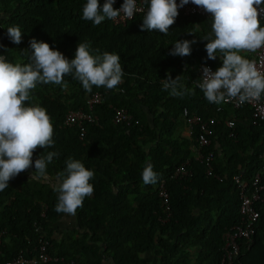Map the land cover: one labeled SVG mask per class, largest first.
I'll list each match as a JSON object with an SVG mask.
<instances>
[{
  "label": "trees",
  "instance_id": "trees-1",
  "mask_svg": "<svg viewBox=\"0 0 264 264\" xmlns=\"http://www.w3.org/2000/svg\"><path fill=\"white\" fill-rule=\"evenodd\" d=\"M86 2L0 0V55L9 62L27 63L33 39L47 42L69 60L75 57L78 44L87 42L93 54L96 50L118 54L124 72L122 83L113 90L93 86L90 93L100 95L91 110L96 119L83 124L82 138L76 127L62 125L65 112L83 107L90 94L80 82L65 76L64 86L38 83L32 90V99L26 103L44 107L53 124L54 147L45 153H59L48 165L49 175L63 171L68 157L80 160L94 172L89 181L94 192L73 216V234L66 232L68 225L59 228L63 213L54 210L57 193L52 183L30 178L35 159L44 152L38 147L32 166L0 191V229L4 231L0 259L19 251L28 253L41 236L54 260L37 264H67L68 259L84 264H103L106 259L112 264H178L179 259L185 262L188 246L195 249V264H218L221 232L237 221L238 196L232 175L242 171L248 178L261 167L264 124L251 123L245 104L233 108L209 103L196 86L199 64H209L213 71L222 65L220 56L207 59V41L200 39L212 31L211 16L178 15L164 35L142 31L140 15L123 24L106 18L95 25L82 18ZM260 21L264 26V17ZM9 24L20 26V44L9 39ZM185 39L196 40L191 54L170 55L172 44ZM169 74L172 78L181 75L191 94L179 98L163 90L162 79ZM114 107L128 110L137 123H112ZM182 108L188 114L216 120L211 142L202 149L213 154L210 175L191 157L189 145L195 129L190 137L180 135ZM224 119L231 120V127L224 125ZM186 158L190 175L165 182L170 215L161 221L157 183L143 184V167L150 162L159 181ZM255 207L258 216L250 241L239 246L232 264H264V202ZM146 251L152 257L140 255Z\"/></svg>",
  "mask_w": 264,
  "mask_h": 264
},
{
  "label": "clouds",
  "instance_id": "clouds-1",
  "mask_svg": "<svg viewBox=\"0 0 264 264\" xmlns=\"http://www.w3.org/2000/svg\"><path fill=\"white\" fill-rule=\"evenodd\" d=\"M115 0H87L83 6L82 18L100 25L106 18L116 20L123 14L132 19L138 10L137 0H123L120 8H114ZM190 0H143L147 5L142 18L141 30L157 31L167 35L170 26L178 16V9ZM194 5L211 14V29L201 37L207 41V59H222V65L213 71L204 66L197 87L209 103L220 105L235 100L239 104L259 101L264 97V71L241 53H254L264 47V26L260 15L264 13V0H191ZM198 26V25H197ZM194 32H189L193 34ZM7 35L15 43H21V29L17 24L7 26ZM196 40H177L172 44L170 55L187 56ZM33 49L27 63H12L0 55V191L9 186L10 179L28 170L33 164V153L40 147L44 152L34 162L31 179L51 182L57 193L55 211L75 216L83 206L85 197L94 192L89 182L94 172L77 159L68 157L63 171L55 177L49 175L48 165L59 156L57 151L45 149L54 147L53 124L47 110L38 104H28L32 90L37 84L64 86L65 76L81 83L86 92L93 86L107 90L122 83L124 75L120 56L105 51L96 54L87 42H80L75 57L66 58L47 42L30 41ZM162 88L173 97L184 98L192 90L181 80V75L172 78L169 74L162 79ZM145 185L156 184L158 175L149 162L142 170Z\"/></svg>",
  "mask_w": 264,
  "mask_h": 264
},
{
  "label": "built area",
  "instance_id": "built-area-1",
  "mask_svg": "<svg viewBox=\"0 0 264 264\" xmlns=\"http://www.w3.org/2000/svg\"><path fill=\"white\" fill-rule=\"evenodd\" d=\"M105 0H99L100 4H103ZM123 0H115L113 7L120 8ZM180 0H177V4ZM138 10L134 15H140L143 17L144 11L147 5L143 3V0H137ZM197 14L200 16H211L203 8L198 7L190 2L183 7L178 9V15H190ZM264 17V13H261L260 19ZM127 18L123 17L121 14L116 20H112L113 23L123 24ZM249 59L253 61L258 69L264 71V47L258 49L254 53H249ZM211 66L206 63H201L197 67V82L201 79L203 67ZM212 69V68H211ZM213 70V69H212ZM201 90V89H200ZM100 99L98 92H92L86 95L84 99V106L75 109H69L65 112L62 125L63 126H73L78 129V138H82L84 133L83 124L88 122H94L96 117L92 114V106L97 103ZM229 104L231 107L236 108L239 104L235 100H230L224 102ZM245 105L249 107V118L252 124H264V97L259 101L245 102ZM84 108V109H83ZM218 109V107H216ZM181 117L184 121L183 134L185 137H190L195 129L193 135V142L189 145L191 151V157L193 160L202 164L204 173L206 175L212 174L211 161L213 154L211 150L206 153L202 149L208 147L211 139L210 135L212 133L211 126L216 122L213 117L200 118L195 114H188L185 108L181 110ZM112 123H120L124 125H130L131 123H137V119L132 116L128 110L123 107H114L112 116ZM224 125L231 127V120L224 119ZM231 134V132L229 133ZM264 136V131H263ZM259 157L262 159L261 167L256 170L250 177L246 178L242 175V171L232 175L233 182L237 188L238 205H237V221L235 224L224 228L221 232V253L219 257L218 264H232L233 260L239 255V246L248 244L250 241L251 234L253 232V224L258 216V211L256 209L257 202H264V148L259 153ZM186 158L183 162L178 164L171 172L161 178L155 185V190L157 196L160 199V207L162 217L159 220H166L169 215L168 207V193L166 191L165 182L167 179H185L190 175V170L187 168L188 160ZM4 231L0 229V240L3 236ZM50 260H54L46 250V241L39 236L36 240V244L33 246L32 250L24 254L19 251L15 256L9 259H0V264H37L45 263ZM67 264H84L80 261H75L74 259H68Z\"/></svg>",
  "mask_w": 264,
  "mask_h": 264
},
{
  "label": "crops",
  "instance_id": "crops-1",
  "mask_svg": "<svg viewBox=\"0 0 264 264\" xmlns=\"http://www.w3.org/2000/svg\"><path fill=\"white\" fill-rule=\"evenodd\" d=\"M242 55H245L246 57L249 58V53H241ZM183 131V127H181L180 129V135L181 136H184L183 134H181V132ZM185 137V136H184ZM59 228H64L65 225H68V229L66 230V232L68 234H73L74 232V229L72 226H74V219H73V216L71 215H67V214H62L59 218ZM185 251H187V255L185 257V262L184 263H181V259H179L178 261V264H195V261H194V252H195V249L193 248V246H188V247H185ZM142 257H152V254L150 251H146V252H143L140 254ZM103 264H112L108 259L104 260L103 261Z\"/></svg>",
  "mask_w": 264,
  "mask_h": 264
},
{
  "label": "rangeland",
  "instance_id": "rangeland-1",
  "mask_svg": "<svg viewBox=\"0 0 264 264\" xmlns=\"http://www.w3.org/2000/svg\"><path fill=\"white\" fill-rule=\"evenodd\" d=\"M183 129H184V126H183ZM181 134H183V131L181 132ZM183 135H185V134H183ZM52 177H54V176H52Z\"/></svg>",
  "mask_w": 264,
  "mask_h": 264
}]
</instances>
